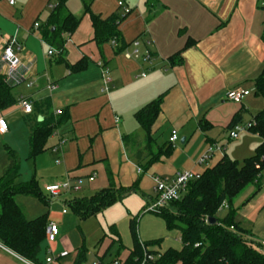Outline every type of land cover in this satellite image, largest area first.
<instances>
[{
	"label": "crops",
	"instance_id": "0c3cea01",
	"mask_svg": "<svg viewBox=\"0 0 264 264\" xmlns=\"http://www.w3.org/2000/svg\"><path fill=\"white\" fill-rule=\"evenodd\" d=\"M1 1L4 7L15 11L17 22L28 7L37 18L40 10L52 6L50 0H25L22 8L18 7L17 0L13 5H9L8 0ZM118 1L94 0L90 11L106 19L115 12H122ZM121 1L130 14L119 25L127 46L119 55L114 54L111 43L98 45L92 41L90 18L83 13L81 0V7L75 0L66 3L68 11L81 19L75 32L65 41L63 63L55 56H47L49 47L41 43L39 33H34L37 31L33 27L35 22L23 27L25 34L16 31L13 38L0 35V57L5 42L19 45L18 58L27 68V82L32 84L31 87L20 84L11 92H17L16 100L26 98L39 108L36 116L31 117L24 115L17 105L12 106L3 110L0 118L6 122L4 116L14 112L33 120L31 125H34L55 115L56 111L63 112L66 121L46 144V150L57 157L51 166L57 180L45 186L86 179L87 194L74 198L88 197L109 186V174L115 188H132L134 194L138 192L147 198L150 206L155 200L154 178H173L186 171L201 175L224 155L229 158L227 152L231 144L239 146L236 149L242 160L251 157L258 146L259 138L247 130L230 140L227 127L238 112H242V125L251 121H245L244 116L250 98H257L255 81L264 69L261 40L264 0H155L151 5H146L147 0ZM32 36L35 39L29 40ZM30 41L32 46L28 44ZM135 42L137 47H134ZM134 49L138 50L137 57L132 56ZM146 52L148 61L143 58ZM174 55L179 56L180 62L171 65L168 59ZM80 63L83 68L79 71L72 72L68 67ZM103 70L108 71V83L102 79ZM234 89L246 93L240 104L226 101V93ZM163 94L161 112L151 127L156 145L153 154L159 156L148 164L153 156L146 152H142L139 159L134 158L136 152L143 151L144 132L133 116ZM204 123L207 127L202 129ZM172 132L176 133L177 140L171 143ZM8 133L7 125V132L0 136ZM128 136L134 139L125 148L122 139ZM27 142L28 137V148ZM213 145L223 150L215 152L206 164L198 165L199 157ZM0 166L1 174L7 167L6 157ZM89 178L93 181L89 182ZM69 194L58 198L63 199L62 208L46 218L47 225L57 224V238H61L60 227L68 215L66 197ZM64 209H67L65 215L61 213ZM32 216L25 215V218L33 220L41 214ZM236 222L255 243L264 244V208L255 209L240 219L236 216ZM77 244L72 245L74 256L71 258L68 254L59 264L75 263ZM0 264L24 262L0 245Z\"/></svg>",
	"mask_w": 264,
	"mask_h": 264
},
{
	"label": "trees",
	"instance_id": "16d2710c",
	"mask_svg": "<svg viewBox=\"0 0 264 264\" xmlns=\"http://www.w3.org/2000/svg\"><path fill=\"white\" fill-rule=\"evenodd\" d=\"M1 1V0H0ZM68 0H50L52 6L46 22L38 25L36 29L39 39L55 51L59 63H63L64 44L80 23L81 17L71 14L66 6ZM94 0H81L83 13L90 18L93 38L98 45L111 43L115 55L123 53L127 46L119 32V25L128 17L130 10L115 12L106 19H101L91 13L90 7ZM155 0H147L151 5ZM264 10V3L262 6ZM264 43V26L261 34ZM171 65L180 62L179 56L174 55L168 59ZM72 72L83 68L82 64L68 66ZM11 89L0 76V110H6L17 105ZM254 94L264 98V69L255 81ZM164 94L137 111L133 118L144 132L143 151L134 155L139 159L142 152L150 157L148 164L158 159L153 154L156 149L155 138L151 127L161 112ZM32 113L36 116L39 108L31 102ZM66 121V115L51 114L34 125H29L28 159H34L46 151V144L55 130ZM242 112H238L227 129L235 125H242ZM248 132L259 138V144L251 157L246 158L239 165L225 155L212 168L200 175L198 180L187 186L186 193L175 202L157 213L165 222L168 230L176 229L179 232V250L169 249L152 264H264V248L255 243L236 222L237 210L233 208V200L248 186L258 187L261 173L264 171V109L257 112L249 122ZM207 124L202 125V129ZM134 139L133 136L123 138L126 148ZM7 167L0 174V245L18 256L21 260L31 264H41L40 253L45 240L47 220L42 215L33 220H27L22 209L14 198L19 195H31L38 198L44 205L49 201L35 182L18 185L15 181L19 177V158L17 153L6 150ZM143 171V170H142ZM109 186L99 190L88 197L74 198L67 202V209L78 221H84L122 199L132 191L130 189L115 188L109 174ZM47 200V201H46ZM226 205V214L218 218L222 204ZM213 218L215 224L210 225L208 219ZM136 220H129V232L132 238L126 264L134 263L135 259L143 256L142 246L137 241ZM112 235L115 233L110 228ZM146 248V246H143ZM122 247H119L120 251ZM77 258L74 264H81L85 258L82 247L76 251ZM103 258V257H102ZM100 258V260L102 259Z\"/></svg>",
	"mask_w": 264,
	"mask_h": 264
},
{
	"label": "rangeland",
	"instance_id": "374dc122",
	"mask_svg": "<svg viewBox=\"0 0 264 264\" xmlns=\"http://www.w3.org/2000/svg\"><path fill=\"white\" fill-rule=\"evenodd\" d=\"M12 1L15 2L16 0ZM24 1L25 0H17L20 5L18 6L19 8H22V3L25 5ZM75 2L81 7L80 0H75ZM19 10L20 9H18V11ZM14 13V10H9L4 7V1L0 2V35L13 38L16 31L25 34L26 28L23 27H28V25H32L33 22L38 25H43L47 20L50 9L47 6L44 7L40 10L36 18L32 16V10L28 7L18 22L16 21ZM18 23H21V25L19 26ZM34 33L38 35L37 31ZM31 38L35 39V37L32 36L29 40ZM28 44L32 46L33 43L30 41ZM12 95L14 99H16L17 92L13 90ZM250 100V103L247 105L248 112L244 116L245 121L252 119L257 111L264 109L263 97L256 98L252 96ZM2 114L4 115L3 111L0 110V115ZM4 117L8 125L9 133L0 136V165L1 161L3 162V158L6 157V150L10 149L17 153L20 163L19 177L15 181L16 184L23 185L33 181L40 189H43L46 183H50L53 180L56 181L57 176L54 174L55 169L51 166L54 165L57 157L54 156L52 152L46 150L38 155L34 161L28 159L26 139L29 132L28 126L33 123V120L29 119V121L24 116L14 112L9 114L8 117ZM235 145L236 144H231L229 146L227 155L232 161H236L240 165L243 158L236 149V147L239 146ZM97 182L94 184L97 185ZM87 186L86 179L82 180L78 185L81 192L67 195V202L74 197L87 194ZM63 196L62 194V198ZM15 200L24 210L28 218L33 214L45 215L47 218L52 213H56L62 208L63 199H57V201L46 200L48 203L47 205H44L38 198L31 195H19L16 196ZM148 205L147 198L143 197L138 192L134 194V192L131 191L121 202H115L105 207L101 212L84 221H78L68 210V215L65 218L64 224L62 228L60 227L62 231L61 238H59L60 236L57 238V241L52 246L53 250L55 254L66 251L72 258L75 250V247L72 245L73 242H76V244L78 243L77 247L80 248L83 246L85 250V258L81 264H98L100 261L102 264H111L115 259L122 262L127 258L133 246L128 227L130 219L136 220L137 241L141 246H146L148 251L164 254L169 249L179 250L181 244L179 242L180 235L178 230H168L161 216L157 215V213L148 211ZM232 206L234 209H237V216H239V219L253 213L255 209L264 208V171L261 173L258 187L252 185L246 187L233 200ZM65 210L67 211V209ZM225 214L226 210L221 209L217 217L222 218ZM111 227L115 232L113 235L110 230ZM47 247V244L44 242L40 253L41 260L46 256L45 250ZM119 247H122L120 251H118ZM100 258L102 259L100 260Z\"/></svg>",
	"mask_w": 264,
	"mask_h": 264
},
{
	"label": "built area",
	"instance_id": "2783aa9c",
	"mask_svg": "<svg viewBox=\"0 0 264 264\" xmlns=\"http://www.w3.org/2000/svg\"><path fill=\"white\" fill-rule=\"evenodd\" d=\"M9 5H13L12 0H8ZM117 6L122 9V11L126 12L127 9L123 8L122 1H118ZM35 29L38 28V24L35 23L33 25ZM41 41V40H40ZM41 43H43L41 41ZM138 43H134V47H137ZM20 46L14 44L12 42H5L2 47L0 63L2 67L0 68V76L3 77L4 83L9 86L10 88L19 86L20 84H26L27 87H31L32 84L27 82L25 78V72L27 68L23 66L18 58L20 52ZM47 56H55V51L49 47L47 51ZM132 56H138V50L134 49ZM129 56L126 55V58ZM144 60H149V54L146 52L143 56ZM3 69V70H2ZM102 79L104 83H108V71L103 70L102 72ZM49 89H53L52 86L48 87ZM245 92L242 89H234L230 90L226 93V101L240 104L245 96ZM17 106L21 110L24 115H30L32 113V105L29 100L26 98L20 97L17 100ZM61 111H56L55 115H59ZM118 120H116L117 122ZM251 124L245 125H235L229 132V139L235 140L239 133L246 131L249 129ZM7 132V125L6 122L0 118V134H5ZM177 140V136L175 132L171 133V137L169 141L175 142ZM63 144V142H61ZM223 147L218 145H213L207 147L206 151L199 157L197 164L204 165L210 159L211 156L215 152H221ZM200 178V174L193 173V172H180L177 173L173 178H154V193H155V200L152 202L150 206H148V211L153 213H159L164 210L168 204L178 201L187 191V186L190 182L198 180ZM89 182L93 181V178L88 179ZM81 183L80 180L75 182H71L70 180H66L61 184H51L46 185L43 187L42 192L45 197L49 201L57 200L62 194H69V193H78L80 188L78 185ZM226 205L223 203L219 210L226 209ZM66 210H62V214H66ZM59 229L56 223L50 222L46 227V234H45V242L47 244L46 248V257L41 264H59V262L67 257V252H62L59 255H55L52 250V245L55 243V240L58 236ZM264 248V244L262 245ZM143 249V256L141 259H135L134 263L132 264H152L156 259L160 257V254L148 251L146 248L142 246ZM24 264H31L26 261H23ZM98 264H102L101 261ZM111 264H126V260L119 261L117 259L113 260Z\"/></svg>",
	"mask_w": 264,
	"mask_h": 264
},
{
	"label": "water",
	"instance_id": "95a60500",
	"mask_svg": "<svg viewBox=\"0 0 264 264\" xmlns=\"http://www.w3.org/2000/svg\"><path fill=\"white\" fill-rule=\"evenodd\" d=\"M208 222H209L210 225L215 224V220L213 218L208 219Z\"/></svg>",
	"mask_w": 264,
	"mask_h": 264
}]
</instances>
